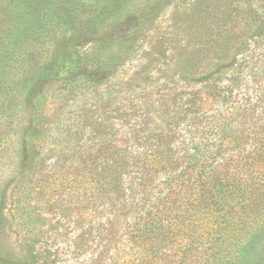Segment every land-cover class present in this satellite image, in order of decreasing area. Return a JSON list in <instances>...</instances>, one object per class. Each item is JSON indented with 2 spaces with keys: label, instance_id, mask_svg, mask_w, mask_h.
<instances>
[{
  "label": "rangeland",
  "instance_id": "obj_1",
  "mask_svg": "<svg viewBox=\"0 0 264 264\" xmlns=\"http://www.w3.org/2000/svg\"><path fill=\"white\" fill-rule=\"evenodd\" d=\"M193 4L0 0V264H264V33L172 77Z\"/></svg>",
  "mask_w": 264,
  "mask_h": 264
},
{
  "label": "trees",
  "instance_id": "obj_2",
  "mask_svg": "<svg viewBox=\"0 0 264 264\" xmlns=\"http://www.w3.org/2000/svg\"><path fill=\"white\" fill-rule=\"evenodd\" d=\"M251 1L253 0H194V4L183 12L186 25L183 28L179 27V30L182 29L178 34L180 39L176 40L175 48L173 49V53H171L172 61L169 67L171 76L173 77L175 73H178L181 79L198 82L208 80L215 74L228 69L229 60L230 63L234 62L237 53L245 45L247 39L259 37L264 33V22L262 25V19L257 13L256 7L253 9ZM183 36H185V39ZM205 61H207V64L205 63L207 70L205 69V76L202 77L203 75L200 70ZM180 114L182 113H172V111L169 114L170 118L168 123L171 124V131L169 132L171 133V137H175L176 133H178V131L174 129L173 124L176 122L175 118ZM220 116L221 114L219 117ZM236 116H239L238 111L236 112ZM235 121L240 122L236 119ZM127 159L125 158L123 163L127 161L132 162L130 158ZM176 162L177 159L171 158V161H167V164L169 167H172V165H177ZM135 164L137 185L139 189H144L146 193L156 170L153 171L152 164L147 161V157L141 153H138L135 157ZM163 171H168V169L163 167ZM102 174H105L102 179L106 178L108 174V177L112 175L108 170L98 175L101 176ZM114 175L117 180H115V182L118 186L119 181L126 177L125 172L120 170L115 172ZM243 195L244 191L237 183L229 185L230 199L234 200V197L240 198ZM253 203L249 204L251 205V213L256 211L255 209L252 210L253 205H255V203ZM244 210H246V208ZM168 216H170L171 219L167 221V223L170 222L171 225L175 223V226L181 223L178 217L177 219L172 218L170 210ZM169 227L170 229L174 228H172L170 224ZM213 230L217 229L213 226L212 229H209V232L212 233ZM167 233L168 232L165 231V234ZM189 239H193V235H190L187 240ZM186 250L185 248V251ZM32 259L34 260L35 258ZM36 259H38V257ZM33 263L46 264L44 261L38 262L37 260Z\"/></svg>",
  "mask_w": 264,
  "mask_h": 264
}]
</instances>
